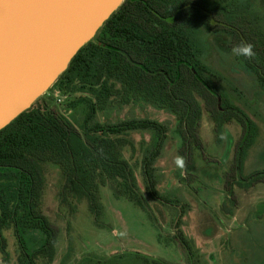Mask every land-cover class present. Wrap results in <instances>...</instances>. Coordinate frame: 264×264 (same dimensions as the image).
I'll return each mask as SVG.
<instances>
[{"label":"trees","instance_id":"obj_1","mask_svg":"<svg viewBox=\"0 0 264 264\" xmlns=\"http://www.w3.org/2000/svg\"><path fill=\"white\" fill-rule=\"evenodd\" d=\"M262 23L252 4L245 0H125L60 76L70 84L84 86L92 95L73 100L68 106L84 116L79 127L65 113L45 103L34 104L0 131V232L13 229L18 263L37 264L39 259L53 262L58 255L61 228L43 209L46 183L40 163L59 166V204L68 206L70 212L76 213L78 205L86 201L91 214L99 217L103 213L101 190L108 185L142 209L147 203L138 196L141 186L150 200L174 209L179 218L189 211L186 204H180L178 199L173 201L158 190L161 176L157 173V160L167 127L140 118L112 124L99 122V112L114 99L125 105L140 100L172 114L182 139L180 154L186 170L194 167L195 151H200L207 161L217 162L204 154L201 134L205 115L218 137L224 126L237 124L240 135L230 144L234 152L224 174L226 199L222 205V213L233 216V210L240 205L237 192L250 193L264 185V170L244 174L248 153L259 139L260 128L221 90L219 85L224 78L204 62L199 35L204 29L214 36L226 37L230 52L241 42L251 44L255 53L252 58H235L242 72L254 79L256 94L262 96ZM227 83L238 98L243 96L232 83ZM247 105L255 118L264 121L261 113ZM130 131H152L157 135L153 145L143 152L141 185L123 156L122 136ZM212 224L206 221L204 227ZM30 232L43 236L41 246L32 253L28 252L25 240ZM216 233L217 227L213 225L211 232L201 234L209 241ZM176 240L186 251L188 264H196L194 258L199 256L182 232L178 231ZM144 261L167 264L147 258Z\"/></svg>","mask_w":264,"mask_h":264},{"label":"rangeland","instance_id":"obj_2","mask_svg":"<svg viewBox=\"0 0 264 264\" xmlns=\"http://www.w3.org/2000/svg\"><path fill=\"white\" fill-rule=\"evenodd\" d=\"M245 1L252 4L264 26V0ZM199 37L204 62L224 78L218 84L223 93L231 103L252 116L260 128L259 140L248 153L244 174L264 170V121L255 118L247 105L264 116V94H256L254 79L242 72L235 56L227 50L229 40L226 37L214 36L204 29L200 30ZM227 82L238 88L243 96L238 98ZM58 91L62 102L53 97ZM91 96L84 86L70 84L59 77L34 104L46 103L51 109L65 113L79 127L84 116L68 106L73 100ZM97 118L103 124L130 118L150 119L167 127L162 153L157 160V173L161 176L158 190L173 201L178 199L180 204H186L189 211L179 218L174 209L172 213L171 209L150 200L141 186L138 196L147 203L142 209L120 194L116 187L108 185L101 190L103 213L99 217L91 214L86 201L78 205L76 213L70 212L68 206L61 207L59 204L62 183L59 166L40 163L46 183L43 209L48 218L61 228V232L57 258L53 262L39 259L37 264H145L144 258L167 264H188L186 251L176 240L178 231L199 256L194 258L196 264H264V185L250 193L238 191L240 205L233 210V216L222 213L226 199L224 174L232 163L234 152L230 144L236 142L240 135L237 124L224 126L218 137L212 122L205 115L201 134L204 154L217 162L207 161L200 151H195L194 167L186 170L180 154L182 139L177 131L176 119L169 112L140 100L125 105L114 99L99 112ZM156 136L152 131H130L122 136L123 156L132 166L140 185L143 152L153 145ZM177 157L183 159L182 166L176 164ZM206 221L217 227L216 237L209 241L202 238V234L212 230V227H204ZM0 233V264H19L13 229H3ZM238 236H246L247 245L239 244L235 240ZM25 238L29 253L37 250L43 242L39 232H30Z\"/></svg>","mask_w":264,"mask_h":264},{"label":"water","instance_id":"obj_3","mask_svg":"<svg viewBox=\"0 0 264 264\" xmlns=\"http://www.w3.org/2000/svg\"><path fill=\"white\" fill-rule=\"evenodd\" d=\"M125 0H0V131L29 110Z\"/></svg>","mask_w":264,"mask_h":264},{"label":"clouds","instance_id":"obj_4","mask_svg":"<svg viewBox=\"0 0 264 264\" xmlns=\"http://www.w3.org/2000/svg\"><path fill=\"white\" fill-rule=\"evenodd\" d=\"M231 51L232 55L243 56L245 58H252L255 55L253 51V46L245 42H241L239 45L234 46ZM175 162L177 165H183V159L180 157H177Z\"/></svg>","mask_w":264,"mask_h":264},{"label":"crops","instance_id":"obj_5","mask_svg":"<svg viewBox=\"0 0 264 264\" xmlns=\"http://www.w3.org/2000/svg\"><path fill=\"white\" fill-rule=\"evenodd\" d=\"M259 140V139H258ZM246 239L247 237L246 236H238L235 240L239 243V244H246ZM250 245V244H248ZM251 246V245H250Z\"/></svg>","mask_w":264,"mask_h":264},{"label":"built area","instance_id":"obj_6","mask_svg":"<svg viewBox=\"0 0 264 264\" xmlns=\"http://www.w3.org/2000/svg\"><path fill=\"white\" fill-rule=\"evenodd\" d=\"M54 96V98H55V100L57 101V102H62L63 101V99H61V94H60V92L58 91V92H55L54 94H53Z\"/></svg>","mask_w":264,"mask_h":264}]
</instances>
